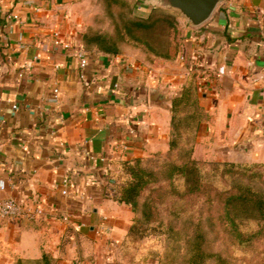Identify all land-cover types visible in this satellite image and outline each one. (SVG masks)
Returning a JSON list of instances; mask_svg holds the SVG:
<instances>
[{
  "label": "crops",
  "instance_id": "crops-1",
  "mask_svg": "<svg viewBox=\"0 0 264 264\" xmlns=\"http://www.w3.org/2000/svg\"><path fill=\"white\" fill-rule=\"evenodd\" d=\"M78 1L0 0V200L46 209L0 217V264H126L131 214L110 174L168 153L172 101L194 74L208 115L194 158L264 163V0H224L199 28L180 21L171 59L152 62L87 47ZM56 32L72 49L54 46ZM152 89L165 106L150 104Z\"/></svg>",
  "mask_w": 264,
  "mask_h": 264
},
{
  "label": "rangeland",
  "instance_id": "rangeland-1",
  "mask_svg": "<svg viewBox=\"0 0 264 264\" xmlns=\"http://www.w3.org/2000/svg\"><path fill=\"white\" fill-rule=\"evenodd\" d=\"M77 4L86 28L84 35L106 49L119 46L129 51H134V47L123 36L125 22L145 16L151 10L140 0H79ZM180 21L183 20L179 17V25ZM183 148L187 150L189 145ZM181 152L173 157H168V153L165 156L155 154L146 160L145 167L157 174L158 182L139 197L136 206L125 204L131 214L129 229L137 223L147 230L145 236L129 239L124 261L129 264H195V256L202 253L207 256L205 264L262 263L263 222L260 225L257 221L252 222L243 229L248 233L247 241L243 243L221 220L222 205L216 201L212 189H206L196 197H181L183 182L178 183L177 191L169 186L165 165L176 160ZM201 162L208 167L225 164Z\"/></svg>",
  "mask_w": 264,
  "mask_h": 264
},
{
  "label": "trees",
  "instance_id": "trees-1",
  "mask_svg": "<svg viewBox=\"0 0 264 264\" xmlns=\"http://www.w3.org/2000/svg\"><path fill=\"white\" fill-rule=\"evenodd\" d=\"M178 26L177 13L151 8L147 15L125 22L122 33L134 47L133 50L144 54L147 60H169ZM84 43L87 47H96L107 53L125 51L119 46L106 49L100 43L91 41L87 35H84ZM171 111L173 116L168 157L182 152L176 160L165 165L166 181L175 191L178 190V183L183 182L184 190L179 194L181 197H196L206 189H212L216 201L222 205L221 220L241 242H246L248 233L243 229L252 222L257 221L258 225L264 223V163L225 162L208 167L194 158L199 127L208 120L201 106L196 74L189 78L182 96L173 99ZM185 145H189L187 150L183 148ZM145 162L142 159L115 162L109 185L116 191L119 203L136 206L139 197L158 182L157 174L149 171ZM146 230L137 223L131 225L121 246L123 260L129 239L132 236H145ZM206 258L205 254L198 253L195 264H205ZM125 263L129 264L126 260ZM258 264H264V261Z\"/></svg>",
  "mask_w": 264,
  "mask_h": 264
},
{
  "label": "water",
  "instance_id": "water-1",
  "mask_svg": "<svg viewBox=\"0 0 264 264\" xmlns=\"http://www.w3.org/2000/svg\"><path fill=\"white\" fill-rule=\"evenodd\" d=\"M145 6L176 12L191 28L205 25L224 0H140ZM168 96L160 89H152L149 101L153 106H165Z\"/></svg>",
  "mask_w": 264,
  "mask_h": 264
},
{
  "label": "built area",
  "instance_id": "built-area-1",
  "mask_svg": "<svg viewBox=\"0 0 264 264\" xmlns=\"http://www.w3.org/2000/svg\"><path fill=\"white\" fill-rule=\"evenodd\" d=\"M14 19L19 21V16L15 15ZM54 46L59 48L62 47L65 50L72 49V46L65 42L62 39V36L59 32H56L54 34ZM76 56L80 60V64L82 68H85L87 65V58L86 54L82 49H78L76 51ZM37 59V58H36ZM182 61H185L184 58H182ZM55 95L57 96L59 91L55 90ZM17 106H14L13 109H17ZM126 146V143H125ZM126 148V147H125ZM67 181H64V189L62 190V195L64 197L69 196ZM1 192H6L7 188L5 186H1L0 188ZM46 214V209L42 204H33V205H25L23 203L17 202L13 198H8L4 200H0V217L3 219H16V220H27V221H38L41 218H43ZM63 221L67 222L69 221L68 217H63Z\"/></svg>",
  "mask_w": 264,
  "mask_h": 264
}]
</instances>
